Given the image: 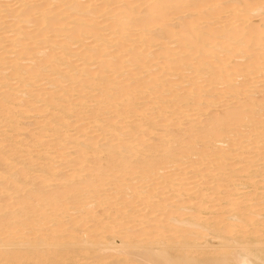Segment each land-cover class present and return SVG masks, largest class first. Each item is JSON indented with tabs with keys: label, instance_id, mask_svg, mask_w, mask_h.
<instances>
[{
	"label": "bare ground",
	"instance_id": "bare-ground-1",
	"mask_svg": "<svg viewBox=\"0 0 264 264\" xmlns=\"http://www.w3.org/2000/svg\"><path fill=\"white\" fill-rule=\"evenodd\" d=\"M38 259L264 264V0H0V264Z\"/></svg>",
	"mask_w": 264,
	"mask_h": 264
},
{
	"label": "rangeland",
	"instance_id": "rangeland-1",
	"mask_svg": "<svg viewBox=\"0 0 264 264\" xmlns=\"http://www.w3.org/2000/svg\"><path fill=\"white\" fill-rule=\"evenodd\" d=\"M9 3H10V2H9ZM11 3H12V2H11ZM11 3H10V4H11ZM13 7H14V6H13ZM254 15H255V14H252V16H254ZM254 17H255V16H254ZM254 17L251 18V23H253V24L256 23V24H257V22H258V20H259V17L257 18V16H256L257 19L254 18ZM4 20H5V19H4ZM256 24H255V25H256ZM255 25H254V26H255ZM5 57H11V56H10V55H6ZM40 115H41V116H40ZM43 115H44V114H41V113L38 114V115H37V114H35V115H29L30 119H27V120H23V121H21V123L24 124V129H25V130L27 129V130H26L27 133H33V132H34V129H35V127H34V123H35V122H38L39 120L41 121L42 118H43ZM36 118H37V119H36ZM39 118H40V119H39ZM31 120H33V121H32V122H33V126H32L31 123H30V125H29V122H31ZM27 122H28V123H27ZM25 125H26L27 127H26ZM29 127H30L31 129H30ZM32 127H33L34 129H33ZM30 131H33V132H30ZM12 135H13L16 139H18V141H19V139H20V141H24V140H25V137H24V136H21L18 132H15V134H14V132H12ZM21 138H22V139H21ZM239 183H240V182H239ZM240 187H241V186H239V188H240ZM246 187H248V186H246ZM246 187H241V190H242L243 188H244V190H243L242 192H241V191H238V193H239V194H242V193L246 194L247 192L250 193V192L253 191V190H251V188L248 187V188H249V189H248V188H246ZM245 188H246L247 190H246ZM250 190H251V191H250ZM226 211H228V210H226ZM225 214H226V213H225ZM229 214H230V213H229ZM225 216H228V214L224 215L223 217H225ZM224 219H226V217H225ZM212 241H213V244H214V240H212ZM216 243H217V242H216V240H215V244H216ZM116 244H118V241H117ZM214 247H215V246H214ZM27 248H29V247H27ZM26 250H28V251H26V252H30L29 249H26ZM41 260H42V262H43V259H38V260H35L36 262L34 261L32 264H41V263H40Z\"/></svg>",
	"mask_w": 264,
	"mask_h": 264
}]
</instances>
